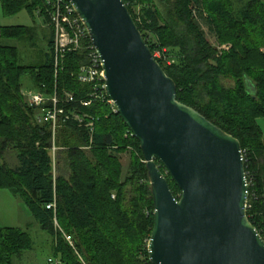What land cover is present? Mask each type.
<instances>
[{
    "label": "trees",
    "instance_id": "obj_1",
    "mask_svg": "<svg viewBox=\"0 0 264 264\" xmlns=\"http://www.w3.org/2000/svg\"><path fill=\"white\" fill-rule=\"evenodd\" d=\"M123 2L152 55L174 81L177 100L239 141L251 183L247 217L264 240V136L257 122L264 119V0H249L238 11L234 0ZM0 3L4 16L36 12L51 29L46 0ZM199 21L218 45L231 48L219 51L211 45ZM31 30L0 27V190L25 204L40 229L54 237L61 264H151L147 241L153 201L138 141L117 113L97 101L88 107L62 105L92 118V132L70 120L53 137L48 121L38 123L41 108L27 106L20 94L25 77L35 91L62 100L65 93L85 98L88 87L76 79L80 57L75 53L66 55L55 77L51 38L44 62L21 65L18 50L6 42L24 39ZM52 145L66 173L58 167L54 174ZM9 148L16 154L14 168L2 162ZM127 151L130 172L123 180L118 155ZM159 167L179 198V189ZM53 201L55 213L46 209ZM54 218L71 236L73 247L55 229ZM31 248L28 232L0 228V264H13Z\"/></svg>",
    "mask_w": 264,
    "mask_h": 264
},
{
    "label": "water",
    "instance_id": "obj_2",
    "mask_svg": "<svg viewBox=\"0 0 264 264\" xmlns=\"http://www.w3.org/2000/svg\"><path fill=\"white\" fill-rule=\"evenodd\" d=\"M66 1L102 60L107 96L139 143L153 201L151 264H264V240L246 213L239 141L177 100L123 0Z\"/></svg>",
    "mask_w": 264,
    "mask_h": 264
},
{
    "label": "built area",
    "instance_id": "obj_3",
    "mask_svg": "<svg viewBox=\"0 0 264 264\" xmlns=\"http://www.w3.org/2000/svg\"><path fill=\"white\" fill-rule=\"evenodd\" d=\"M46 4L49 6L47 14L49 17V26L53 34L52 50L54 75L55 77L57 76L58 69H60L63 64L67 54H78L80 57V65L76 79L80 84L87 86L88 91L85 98L79 100H77L70 93H65L64 99L62 100L56 94L53 96H47L42 92L27 91L22 93V97L24 96L25 98L24 103L29 107L41 108L42 114L37 118L38 123L48 121L51 125L53 137L55 129L61 123H65L70 120L79 125H84L90 130V132H92V118H90L87 114L81 115L77 113L75 109L67 111L62 105L77 104L79 107H88L93 104V102L97 101L105 103V105H107L113 113H117L114 102L110 100L105 92V77L102 69V60L92 45L88 30L76 14L72 4L66 0H46ZM157 54L159 55L157 52L155 53V57H159L156 56ZM84 119L87 123H84ZM130 135L132 136L131 133ZM55 151L56 148L52 145V159ZM245 176L249 189L251 183L247 178L246 172ZM112 198H114V195H112ZM55 207V201H53L51 204L46 206V209H52L55 213ZM54 227L57 231L61 232L64 239L73 247V240L71 236L62 231L55 218Z\"/></svg>",
    "mask_w": 264,
    "mask_h": 264
},
{
    "label": "rangeland",
    "instance_id": "obj_4",
    "mask_svg": "<svg viewBox=\"0 0 264 264\" xmlns=\"http://www.w3.org/2000/svg\"><path fill=\"white\" fill-rule=\"evenodd\" d=\"M247 1L249 0H234L235 10L238 11L241 9ZM199 22L206 39L211 45L216 47L219 51L231 48L230 44L218 45L215 35L208 30L202 21ZM12 26L32 28V30L25 35L24 39L6 42V44L15 47L18 50L19 63L24 66H35L44 62L45 54L48 52V41L53 34L51 29L46 28L43 17L37 15L36 12L32 14L25 10H22L13 16H4L0 5V27ZM156 56L159 55L157 54ZM61 69L62 68L58 69V73ZM22 82L24 86L20 91L21 96L23 95L22 93L27 91H35L34 86L27 77H25ZM227 84L231 85V82L230 84ZM23 100L25 101L24 96ZM257 122L261 127L264 136V119L260 118ZM15 156V152L9 148L2 154V162L10 168H14L17 165ZM118 158L122 165V179L124 180L130 172L131 157L129 151L119 154ZM53 159L55 161L54 174L58 175V167H62V170L66 173L62 163L58 166V160L55 154ZM28 233L32 240V248L25 251L20 256L15 257L13 264H61L59 255L54 251V237L47 232L42 231L35 221H33V225L28 229Z\"/></svg>",
    "mask_w": 264,
    "mask_h": 264
},
{
    "label": "crops",
    "instance_id": "obj_5",
    "mask_svg": "<svg viewBox=\"0 0 264 264\" xmlns=\"http://www.w3.org/2000/svg\"><path fill=\"white\" fill-rule=\"evenodd\" d=\"M33 221V217L25 204L8 191L0 190V228H15L28 232V229L33 225Z\"/></svg>",
    "mask_w": 264,
    "mask_h": 264
}]
</instances>
